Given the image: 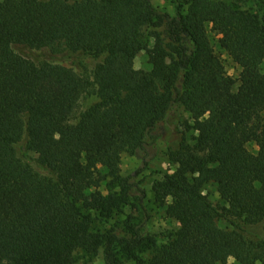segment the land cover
Listing matches in <instances>:
<instances>
[{"label": "trees", "instance_id": "1", "mask_svg": "<svg viewBox=\"0 0 264 264\" xmlns=\"http://www.w3.org/2000/svg\"><path fill=\"white\" fill-rule=\"evenodd\" d=\"M173 2L175 15L152 0H0V264H92L99 253L104 264H264V8ZM143 51L148 71L132 67ZM88 95L98 101L81 111ZM160 135L178 168L153 193L179 230L152 235L161 244L147 260L133 216L103 233L92 223L146 212L122 155L146 167Z\"/></svg>", "mask_w": 264, "mask_h": 264}, {"label": "rangeland", "instance_id": "2", "mask_svg": "<svg viewBox=\"0 0 264 264\" xmlns=\"http://www.w3.org/2000/svg\"><path fill=\"white\" fill-rule=\"evenodd\" d=\"M260 7L264 8V0H257ZM154 7L160 12H166L171 15H175V5L173 0H152ZM156 27V25H155ZM147 47H152V43L149 42ZM215 49L217 53L221 56L227 73L233 78H238L240 69L233 62L232 58L228 55L225 50H221L218 45L215 44ZM99 61L89 59L87 61L88 67L91 72L95 69L96 64ZM132 67L134 69L150 70L151 65L149 64V58L146 51L141 52L135 59ZM98 98L96 95H88L81 100V111L87 110L91 105L96 103ZM177 118L180 120L178 125L179 130L186 133L187 125L190 122V116L181 106L176 109ZM251 151H254L256 147L254 145L249 146ZM29 156L36 159L34 153H29ZM148 165L144 167L142 159L138 156H132L128 153L122 155L121 161V174L124 177L131 176L133 179L131 181L138 183L141 188H143L148 196L145 200L146 212L137 208L136 206L130 205L125 209V214H117L112 219H96L92 223V229L96 232L103 233L110 229L113 225L118 226L120 229L125 228L124 222L126 221L127 215L134 217L133 223L136 225H142L146 233V244L142 250V255L147 260L152 255V248L154 243L161 244V241L157 238L155 241L152 235L162 233L165 231L177 232L179 230V224L174 218L167 215L166 210L155 201V196L153 193V185L156 181L161 180L162 176L166 173H171L177 170V166L171 163L167 156V142L163 136H159L158 140L154 145L149 146V156ZM143 168L142 172L137 174L139 169ZM100 170V169H99ZM102 173V172H100ZM102 176V177H101ZM105 176L104 173H95L94 179L99 183V189L103 193H107L106 182L101 180ZM110 179L108 178L107 181ZM205 194H207L212 202L217 205H222L223 201L217 191L214 184H209L205 187ZM223 225L225 223H222ZM92 264H104V257L102 253H99L93 258ZM227 264H236L234 259H230Z\"/></svg>", "mask_w": 264, "mask_h": 264}]
</instances>
